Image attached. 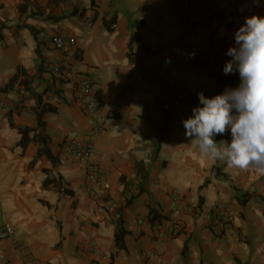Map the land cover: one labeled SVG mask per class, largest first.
<instances>
[{
	"label": "crops",
	"instance_id": "0c3cea01",
	"mask_svg": "<svg viewBox=\"0 0 264 264\" xmlns=\"http://www.w3.org/2000/svg\"><path fill=\"white\" fill-rule=\"evenodd\" d=\"M200 1L0 0V100L12 107L0 114V236L9 223L26 249L19 258L0 239V264H264V173L203 156L183 126L202 107L198 93L239 86L238 72L215 75L204 56L236 47L246 18L264 17V0H211L212 22ZM63 34L76 46L58 51ZM57 68L89 77L102 107L88 114L78 79ZM117 102L119 119L94 139ZM23 129L33 131L25 143ZM37 130L53 161L38 156ZM91 140L100 185L65 151ZM214 140L230 143V129ZM217 208L231 217L221 230Z\"/></svg>",
	"mask_w": 264,
	"mask_h": 264
},
{
	"label": "clouds",
	"instance_id": "9594fccd",
	"mask_svg": "<svg viewBox=\"0 0 264 264\" xmlns=\"http://www.w3.org/2000/svg\"><path fill=\"white\" fill-rule=\"evenodd\" d=\"M234 40L236 47L228 49L231 60L223 71L238 72L239 86L212 98L198 93L202 107L193 108L192 116L183 121L185 137L203 156L227 168L264 173V17L246 18ZM229 129L230 143L215 142L216 135Z\"/></svg>",
	"mask_w": 264,
	"mask_h": 264
},
{
	"label": "built area",
	"instance_id": "2783aa9c",
	"mask_svg": "<svg viewBox=\"0 0 264 264\" xmlns=\"http://www.w3.org/2000/svg\"><path fill=\"white\" fill-rule=\"evenodd\" d=\"M199 8L203 10L204 13L209 14L206 16L209 21L212 22V14H210L211 0H201L199 3ZM192 9V4L185 2L182 4V10L189 13ZM218 15V14H214ZM53 45L56 50L62 51L67 46H76V39L68 34L58 35L53 38ZM205 62L211 66V70L215 75H223L225 64L229 61L226 56L225 49L221 46H214L208 49L206 55L204 56ZM58 76H65L69 81H75L76 73L74 70L62 71L60 68L56 69ZM63 73V74H62ZM78 89L80 92V100L87 111L88 114L93 115L98 108L102 107L103 102L99 98L98 90L95 83L87 76L81 77L77 81ZM12 112V107L6 100H0V114L9 115ZM122 114V107L120 103H115L109 107L106 111L104 117L101 118L98 127L94 131L93 138L99 139L102 137L103 133L111 127ZM1 127V121H0ZM66 153L74 160H81L87 164L88 181L89 183L100 185V180L102 179V174L98 169L97 163L94 161V143L93 141L87 142H73L65 147ZM90 189V188H89ZM1 196V190H0ZM1 202V197H0ZM231 221L230 214L227 210L223 208H217L215 211V217L213 220V226L218 227L220 230L228 225ZM144 221H139L140 225H143ZM177 231L181 230L180 225H175ZM175 230V231H176ZM0 239L7 240L12 245V251L14 255L22 258L26 254V249L21 244L15 240V229L11 224H6L2 231ZM26 264H42L38 263L33 259H27Z\"/></svg>",
	"mask_w": 264,
	"mask_h": 264
},
{
	"label": "trees",
	"instance_id": "16d2710c",
	"mask_svg": "<svg viewBox=\"0 0 264 264\" xmlns=\"http://www.w3.org/2000/svg\"><path fill=\"white\" fill-rule=\"evenodd\" d=\"M33 31V30H32ZM3 37L1 36V34H0V39H2ZM221 79H223V78H219V81L218 82H222V80ZM52 111H54L53 109H52ZM38 125H39V127H42V123H41V115H38ZM33 131L32 130H28V129H23V130H20V133L22 134V136H23V140H22V143H25L28 139H29V135H30V133H32ZM34 139L38 142V143H40L41 145H42V149L39 151V154H38V156H46L48 159H50V160H54L53 159V156H52V154H51V152H50V150H49V139H48V137H46V136H44V135H42V133L41 132H39L38 130L36 131V135H35V137H34ZM159 219H158V217L156 216L155 218H149V221L151 222V223H156L157 221H158ZM126 232L123 230V229H120L119 230V232H118V234H117V237H116V241H117V245L119 246V247H121V246H123L122 244H123V241H124V238H125V236H126Z\"/></svg>",
	"mask_w": 264,
	"mask_h": 264
}]
</instances>
